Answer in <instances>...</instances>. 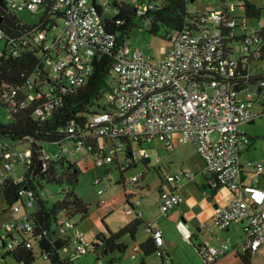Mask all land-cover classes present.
Here are the masks:
<instances>
[{
	"label": "built area",
	"instance_id": "obj_1",
	"mask_svg": "<svg viewBox=\"0 0 264 264\" xmlns=\"http://www.w3.org/2000/svg\"><path fill=\"white\" fill-rule=\"evenodd\" d=\"M124 1L133 5L137 17H142L157 9L164 0ZM112 2L104 0L97 7L89 0H6L15 12H35L43 8V16L48 12L55 22L49 25L37 22L33 33L34 41L44 49L49 81L40 92H29L24 99L19 98L17 88L2 87L0 105L11 113L45 96L46 101L36 110V116L48 117L59 103L58 92L86 84L93 73L96 56L115 50L116 35L107 30L104 21V13L112 7ZM244 10L245 0H230L219 8L191 13L181 29L168 37L170 45L164 50V56L156 61L147 60L124 40L115 51L102 103L83 113L86 116L83 127L73 123L67 139L53 142L58 150L51 154L44 146L39 171H46L53 160L58 161L63 156L69 158L68 153L73 150L64 142L70 141L74 151L87 149L96 166L117 162L121 172H125L137 165L136 161H143L144 168L126 180L137 184L155 155L153 144L158 142L167 150H173L176 136H179L181 142H191L196 147L210 174V184L227 187L233 192L234 197L228 205L216 207L212 216L214 223L226 228L242 221L245 249L250 256L256 254L264 244V188L256 185L264 175V161L247 162L254 171L255 181L244 184L240 154L251 143L246 125L256 117L252 104L256 100L264 104V79L250 82L253 63L264 46V13L256 20L249 18ZM52 28H56V33L50 37ZM4 36L0 28V41ZM10 50L18 53L13 46ZM1 55L3 48L0 46ZM215 131L219 133L216 139L212 137ZM16 146L0 141V178L16 163L30 162L31 147L19 151ZM120 155H124L125 164L121 163ZM160 161L161 157L156 155L154 164ZM193 176L187 168L166 175L165 181L171 188L160 191L162 214L184 200L178 186L183 179ZM94 184L101 185L99 194L110 187L109 181L103 183L101 177H96ZM68 189L69 186L61 191L66 193ZM124 190L126 194L133 193L128 188ZM25 193L28 197L26 208L37 205L36 191L24 188L22 195ZM106 201L102 199L101 202ZM135 205L127 206V212H133ZM14 212L16 216L3 224L5 235L1 237L6 244L0 237L2 251L14 250L22 243L27 247L33 245L35 223L29 215L32 211L23 212L18 206ZM140 214L141 211H137L136 215ZM55 225L57 235L66 240L59 250L63 264H71L92 251L86 232L65 211L58 213ZM178 228L184 237L191 238L192 232L185 221L181 220ZM147 230L158 246L156 254L161 263L175 264L158 224H148ZM230 248L231 241L227 239L220 246L202 247L200 254L206 262L212 263ZM133 250V256L141 252L140 244L135 243ZM40 257L50 262L49 253L43 252ZM95 264H104L101 253Z\"/></svg>",
	"mask_w": 264,
	"mask_h": 264
},
{
	"label": "trees",
	"instance_id": "obj_2",
	"mask_svg": "<svg viewBox=\"0 0 264 264\" xmlns=\"http://www.w3.org/2000/svg\"><path fill=\"white\" fill-rule=\"evenodd\" d=\"M93 2L99 7L97 0H93ZM221 2L223 4L226 0H221ZM112 7L116 10V14L114 16L105 15L104 21L107 30L116 35L115 50L96 56L93 73L87 83L79 87H67V91L58 92L59 103L48 117L36 116V110L46 101L43 96L11 112L12 119L10 121L0 122V141L7 139L8 142L16 145L27 142L31 147L30 162L25 163L26 172L22 179H14L9 175L0 178L1 191L7 204L12 206L22 198L24 188H32L38 195L36 209L29 213L35 223L32 235L33 245L27 247L22 243L14 250H4L3 258L11 256L17 262L34 264L38 256L47 252L50 255L51 264H63L60 260L59 250L66 240L57 235L55 221L58 213L65 211L70 217L76 214H82V217H85L89 213V203L85 202L70 187L66 193L61 191L63 197L51 205H47L39 194L38 187H42L45 181H67L75 186L79 173L76 162L63 156L58 161L53 160L46 171L40 172L39 169L45 144L67 139L70 133L69 128L73 123L83 127L86 121V116L83 113L91 106L100 105L108 90V78L115 51L125 40V34L134 25V20L137 17L133 5L127 1L113 0ZM263 10L264 8L256 3L245 0L244 11L249 18L259 20ZM190 14L188 0H164L157 9L141 18L148 20L150 22L149 31L157 34L162 25L176 32L179 31ZM39 22L42 25H49L55 22V18L45 12ZM36 24L25 23L17 12L9 8L6 0H0V28L5 32V36L0 41V46L3 48V55L0 56V90L2 87L17 88L20 99H24L29 92H40L45 82L50 79L44 62V49L33 39ZM11 46L18 50L17 54L12 53ZM259 60L264 61V46L260 56L256 59V61ZM261 79H264V73H253L250 82L255 83ZM30 83H33L32 87L29 86ZM142 224L143 220L136 215L116 232L106 226L107 232L96 235L91 243L96 259L99 258V253L102 258L105 254L114 251L124 253L128 245L122 241V238L125 235H130L134 239ZM1 239L6 244V240L2 237ZM140 248L141 255L144 256L158 252V246L152 236L140 244ZM118 259L113 256L109 259L108 264H115ZM244 260L249 263V253L244 255ZM142 264H145V259L142 260Z\"/></svg>",
	"mask_w": 264,
	"mask_h": 264
},
{
	"label": "crops",
	"instance_id": "obj_3",
	"mask_svg": "<svg viewBox=\"0 0 264 264\" xmlns=\"http://www.w3.org/2000/svg\"><path fill=\"white\" fill-rule=\"evenodd\" d=\"M250 1L264 8V0ZM221 6L222 2L219 7ZM238 12L242 11L238 10ZM253 73L263 74L264 64H259L257 61L254 62ZM251 89L253 90L254 86H251ZM241 95L243 96L244 92H241ZM252 110L256 113V117L251 123L246 125V130L251 137V143L240 154L242 166L241 179L244 184H254L255 181L254 171L248 166L247 162L254 160L264 161V126L259 125V121L263 120L264 104L256 100L252 104ZM176 140L175 148L170 150L174 152V157H169L167 160V167L169 169L164 163L159 166L162 170L166 169L167 173L158 184L157 191L153 192L147 180L149 168L137 184H130L128 187V190L133 192L132 194H126L124 190L125 204L130 206L132 204L135 205L137 202V205H135V210L133 211L135 214H131V217L124 221L122 227L128 224L139 210L141 211L140 218L143 220V224L139 227L135 238L132 239L134 240L133 244L145 242L151 236L147 230V225L157 223L163 231L166 248L170 252L175 264H264V244L256 254L250 256L249 263L245 262L244 255L247 253L245 249L246 233L242 221H237L226 228H222L214 223L212 216L216 207L228 205L234 197L233 192L227 187H213L209 181L210 174L206 169L205 161L198 153L194 144L191 142H181L179 136H176ZM185 145L191 146L198 158L188 159L187 157H181L179 151ZM180 168H187L194 176L192 179H183L178 186V190L182 193L184 200L167 214H162L159 208L160 191L171 188V185L165 181V177ZM109 181H112V178H109ZM256 185L264 188V175L260 176ZM112 198H106V200L110 201ZM181 220L189 225L192 232L190 239L184 237L178 228ZM106 226L113 232L122 228L114 229L108 224ZM95 232L94 234L98 235L105 231L99 229ZM126 237L130 236L125 235L122 241L127 244ZM94 239H90L91 243ZM227 239L231 241V248L214 262H206L200 254V249L204 246H220ZM2 259L6 258L2 257ZM151 260L150 257L146 258L145 264H149ZM158 263L162 264L160 257ZM34 264H38L37 260ZM41 264H50V262L45 259Z\"/></svg>",
	"mask_w": 264,
	"mask_h": 264
},
{
	"label": "rangeland",
	"instance_id": "obj_4",
	"mask_svg": "<svg viewBox=\"0 0 264 264\" xmlns=\"http://www.w3.org/2000/svg\"><path fill=\"white\" fill-rule=\"evenodd\" d=\"M104 0H97L98 3H102ZM93 2V0H89ZM221 0H188V10L191 13L197 11H209L212 8H218L220 6ZM18 16L27 24H35L39 22L43 16V8L31 12L28 10L17 12ZM116 10L111 7L107 10L104 15L114 16ZM251 22H253L251 20ZM59 23L62 24L61 20ZM61 26V25H60ZM150 22L148 20L142 19L141 17H136L134 20V25L131 29L125 34V40L128 41L131 45L132 50H139L147 60L156 61L161 59L164 56V50L169 47L168 36L174 35L175 30L161 26L157 34H154L149 31ZM56 33V28H52L50 31V37ZM2 44V43H1ZM257 63H263L264 61H257ZM12 119L10 111L0 105V122H7ZM259 125L264 126V115L263 120L259 121ZM219 133L215 131L212 134L214 139L218 138ZM4 141H9L5 139ZM68 148L73 150V153H68V156L72 161L77 163L79 168L78 180L75 183V186H72L71 183L67 181L63 182H43L42 187H38L39 192L42 198L45 200L47 205H51L58 199L63 197L61 190L67 186L70 189L74 190L85 202L89 203V213L85 217H82V214H76L73 216L75 220L79 222V226L86 232V238L89 242L90 239H94L96 233L99 229L103 231L106 230V225H111L114 229L122 227L124 221L131 217V214L134 212H127V205L125 204V192L124 189L130 186V183L125 182L129 176L136 171H140L144 168L145 163L143 161H136L137 165H133L130 169L125 172H121L118 167L117 162L112 164H107L103 167L96 166L92 155H90L87 149L81 151H74V144L70 141L64 142ZM29 143H19L16 148L19 151H25L29 147ZM156 149L155 155H152V161L149 164V170L147 175V180L150 186L153 189V192L158 190V184L161 182L162 178L167 173L166 169L160 168L161 164H165L167 167L169 157H174V152L166 150L163 145L158 142L153 144ZM45 149L49 153H53L58 150V146L55 143H46ZM159 155L161 161L158 164H154L155 156ZM179 155L182 157L189 158H198L196 156L195 150L189 146L185 145L180 151ZM120 161L122 164H125L126 160L124 155H120ZM130 161L133 159L130 157ZM168 168V167H167ZM169 169V168H168ZM26 172V166L23 162H18L15 164L13 169L7 172V175L11 176L14 179H19ZM96 177H101L104 182H108L109 178H112V181H109L111 186L103 193L99 194L98 190L101 185L94 184V179ZM110 195V196H107ZM113 197V198H112ZM110 199L102 203V199ZM28 203V197L25 193L22 195V198L18 199L12 206H9L3 196L1 191V180H0V236L5 235V230L3 224L10 219H13L16 216L14 208L21 206L22 211H33L36 208V204L28 205L27 208L25 204ZM130 236V235H129ZM128 248L124 253L118 251L107 253L103 256L104 264H108V261L111 257H118V261L115 264H142V260L152 259L149 261V264H159V256L155 253L144 256L137 254L133 256V241L132 237H126ZM3 251L0 249V264H24L18 263L13 257L7 256L6 259H2ZM43 260L40 256L37 258L38 264H41ZM95 254L93 251H90L86 255L80 256L72 261L71 264H95Z\"/></svg>",
	"mask_w": 264,
	"mask_h": 264
}]
</instances>
